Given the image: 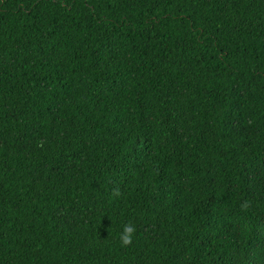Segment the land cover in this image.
<instances>
[{
	"label": "trees",
	"instance_id": "obj_1",
	"mask_svg": "<svg viewBox=\"0 0 264 264\" xmlns=\"http://www.w3.org/2000/svg\"><path fill=\"white\" fill-rule=\"evenodd\" d=\"M0 264H264V0H0Z\"/></svg>",
	"mask_w": 264,
	"mask_h": 264
},
{
	"label": "clouds",
	"instance_id": "obj_2",
	"mask_svg": "<svg viewBox=\"0 0 264 264\" xmlns=\"http://www.w3.org/2000/svg\"><path fill=\"white\" fill-rule=\"evenodd\" d=\"M249 206L248 202L246 201L244 204L241 205L242 209H246ZM136 228L133 224L128 223L125 224L122 228L120 233V242L122 246H128L132 244V237L135 233Z\"/></svg>",
	"mask_w": 264,
	"mask_h": 264
}]
</instances>
